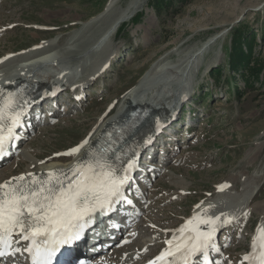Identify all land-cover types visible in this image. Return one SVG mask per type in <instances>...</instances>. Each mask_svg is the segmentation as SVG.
Instances as JSON below:
<instances>
[{"label": "rangeland", "instance_id": "obj_1", "mask_svg": "<svg viewBox=\"0 0 264 264\" xmlns=\"http://www.w3.org/2000/svg\"><path fill=\"white\" fill-rule=\"evenodd\" d=\"M129 1L119 0L114 10L125 8ZM109 2L0 0V61L13 60L3 62L0 75L22 64V55H39L53 43L62 46L55 50L61 53L81 34L85 23L106 12ZM159 5L158 0H149L143 11L120 27L115 40L97 46L99 50L96 47L78 64L71 61L67 74L74 75L72 84L82 78L85 69L99 63L105 66L103 74L84 87L82 91L87 95L81 104L73 105V99L65 96L73 85H64V91L58 94L61 104L57 118L50 122L41 117L24 142L39 154L38 159L55 157L79 146L105 114L117 113L124 98H134L132 92L141 79H149L164 63H173L201 44L217 39L197 57L202 61L199 65L197 58L193 59L188 84L191 95L182 100L177 97L176 114L169 116L147 148L153 157H140L139 161L148 159L161 169L137 183V196L142 202L136 226L140 232L129 246L178 226L201 203H219L216 208L222 209L225 196L218 193V185L229 183L235 198L246 193V185L254 181L260 192L246 208L262 205L261 209L233 226L221 228L219 233V244L225 246L220 256H225L226 261L220 259L216 264H241L242 254L249 250L250 241L264 222V0H172L158 11ZM238 29H246L248 37L236 41ZM243 52L246 63L230 71V61ZM163 84L176 86L155 89V96L170 95L167 91L174 93L186 85L170 80ZM68 105L74 107L72 112L63 113L61 109ZM47 110L48 106L41 113ZM26 145L22 149L26 150ZM140 168L151 170L142 163ZM22 169L24 165L14 171ZM227 208L233 210L231 206ZM125 235L123 231L120 239ZM158 242L163 244V240ZM156 250L153 247L147 256Z\"/></svg>", "mask_w": 264, "mask_h": 264}, {"label": "bare ground", "instance_id": "obj_2", "mask_svg": "<svg viewBox=\"0 0 264 264\" xmlns=\"http://www.w3.org/2000/svg\"><path fill=\"white\" fill-rule=\"evenodd\" d=\"M118 1L119 0H110L106 8V12L85 23L86 25H84V28H82L81 34L79 36H76L74 40L72 39V42L65 45V47L60 50L61 53H55L57 52L55 50H57V47L59 46L56 43H53L47 46L48 48H44L39 51V55H36L34 53L27 55L25 54V56L22 55L21 59H24L22 64L17 66L15 65V67H12L11 70L5 72L4 75H0V92H2L4 96H7L16 87L27 84V89L25 90L27 96L23 101L27 102V106L24 108V112L27 109L28 105L32 106L33 102L40 97L38 95L39 92L55 91V93H57L66 84L73 86L77 84V87L73 88L67 96L69 98H76L78 95L77 100L81 101V97L85 95V93H83L82 91L84 87H86V85H90L91 83H95L98 77L103 74V68L105 66L103 67V65H101L102 63H99L98 65L93 66V68L90 70L85 69L84 73L80 76V78H82L77 83L72 84L71 82H74L75 77L73 74H67V69L70 68L68 65H73L71 61H76L77 64L80 63L85 58V56L87 54L90 55L89 53L93 52L97 46L103 47L107 44L108 41L115 40V36L120 27L123 24L131 21L139 12L143 11L146 8L149 0H130L125 8H122L119 11H115L114 9ZM216 41L217 39L212 38L210 41L196 47L185 57L182 56L173 63H164L162 67H159V69L155 71V75H151L149 79L148 77H145L143 80L141 79L138 86L132 92V96L134 98H124L122 107L117 113L111 115V112H108L100 120V123H98L97 121L95 124L96 128L94 131H92V135L89 138L84 139V141L79 144V146H84L80 149V152L77 155L65 156L59 154L51 158H44L43 156L42 158L40 156V159H38L39 154L34 153L32 147L30 145H26L27 142L25 144H21V141H19L18 147L23 148L22 146L24 145L25 147L26 145L27 149L16 150L15 156L14 154H12V156L10 157V159L13 160H9L10 162H7L11 166H8L9 164L6 163L4 167L2 166V168H0V184H4L16 177H28L29 174H33L39 177L50 172H68L73 168L74 165H77L81 161H84L90 152L94 151V149L100 146L103 134L108 133L111 130H115L119 125L124 124L128 120L127 116L129 112L136 110L138 107L142 109L148 108V115L143 119L142 123L137 128H135L128 137H126L124 141V148L128 156H131L130 159L141 153H145V155L148 156L149 153L146 152V150H143V146L146 142L156 137V129L159 126L162 127L165 123H167L169 116H174L176 114L178 102L177 97L180 96V100H182L191 95V85L188 84L192 77V73H190V67L192 65L191 63L193 59H196L204 52L206 53L208 48L212 46ZM102 47H100V49H103ZM47 49H51L53 52H47ZM97 50H99L98 47ZM106 56L104 58H106ZM11 61L13 60H9V58L0 61V74H2L1 68L4 64L3 62ZM197 61L198 65L202 62L199 58H197L196 62ZM217 62L218 60L214 61V63ZM59 63L64 64L59 65ZM211 65L212 63L208 64L207 68H210ZM55 68H57L56 71H54ZM61 71H65V75L57 78L56 75L58 76ZM169 80L174 82L181 81L186 85H181V87L174 93L171 91H167V93H172L170 95L166 94L163 97L159 95L155 96L153 92L155 89H161L165 86H167V88L172 86V88L174 89L176 85L163 84V82ZM30 89L31 91H29ZM33 89L34 91H32ZM74 102L78 103L79 101ZM43 105L46 106L47 104L44 103ZM181 105L179 107H181ZM51 107H53L52 104ZM48 110L52 109L48 107ZM71 110L72 108L69 111L68 109H65L64 111L71 112ZM156 113L165 116V118L167 119L158 117V115L156 117ZM54 116L51 117V121L54 120ZM28 130L29 129L27 128L26 133H31ZM27 138H30V134L27 136ZM85 141H87L86 144ZM79 146H76L72 149H75ZM72 149H70L69 151H71ZM149 152L151 153V150H149ZM5 159L7 158H4L2 161H4ZM130 162L131 161L126 160V162L123 165L118 166V168H125V165ZM143 163L149 166L150 164H152L146 161ZM20 165H24V169L19 170V172L14 171V168L19 167ZM152 167H157L159 170L161 169V166L159 165H153ZM15 172L16 174H14ZM117 175H121V173L118 171ZM253 182L246 185V188H248L245 191L246 193H242V195L235 198L234 194L232 192L230 193L231 186L229 183L218 185V193H221L222 196H225V198L223 199L224 207L222 209H217L216 207L220 205L219 203L217 206H215V204L211 205L210 203H202L199 207L194 209L190 216L185 217L178 226L185 225L187 223L186 220H192L197 215L201 216L202 219H215L216 217H220L219 225L217 226V228L225 226L224 220L226 217L231 220V223L226 225H233L239 220H244L249 213L260 210V206H262L258 205L254 208H246L248 203H250V201L260 192L258 184L254 185ZM120 205L123 207V210L124 205L122 203H120ZM228 206L233 207V210H228ZM117 210L118 211H116V213L114 214H108L106 216L102 215L99 218H95L92 225H90L87 235L84 237L86 238L85 241L83 243L75 244L74 252H76L79 256H85L86 258L89 257L95 261L105 259V261H100L99 264H106L108 262H111V264H152V262L157 260L161 253L166 250L165 246H160L148 257H146V253L149 252L153 246L159 245V239L164 237H167L166 239H168L172 233V230H167L165 232L160 231V234L153 235L152 238L150 237V239L142 240L139 245L136 243L128 248H114L113 250V246H109V244L112 243V240L104 237L103 233L109 236H118V234L121 233L123 227L126 225L125 216H116L120 214V210ZM205 210H207L206 214ZM230 211L233 212V214H231ZM261 216H263L262 220H264V207L262 208ZM263 225L264 222L260 226ZM207 227L208 226L204 224L200 225L201 230H206ZM138 232L139 231H137V227H135L134 230L131 229L128 236L124 238L122 246L135 241V239L137 238L135 234ZM254 238L255 237L252 238L251 243L253 242ZM166 239H164V241ZM96 247H100L99 252H96ZM197 264H203L201 258L198 260Z\"/></svg>", "mask_w": 264, "mask_h": 264}, {"label": "snow or ice", "instance_id": "obj_3", "mask_svg": "<svg viewBox=\"0 0 264 264\" xmlns=\"http://www.w3.org/2000/svg\"><path fill=\"white\" fill-rule=\"evenodd\" d=\"M26 106L15 94L5 97L0 92V156L14 145ZM83 146L62 155L75 156ZM111 151V147L92 151L68 172L29 174L0 184V258L19 252L27 253L31 264H57V258L80 239L96 213L105 215L124 201L123 189L134 163L118 168L122 157L116 155L114 163L109 159ZM219 221L220 217L195 216L179 229L178 236L166 241L168 248L152 264H197V257L208 264V252L219 251L215 244ZM229 223L226 217L224 224ZM201 224L207 229L202 231ZM13 237L20 238L15 243L27 242V247L14 248ZM242 264H264V228L258 229Z\"/></svg>", "mask_w": 264, "mask_h": 264}, {"label": "trees", "instance_id": "obj_4", "mask_svg": "<svg viewBox=\"0 0 264 264\" xmlns=\"http://www.w3.org/2000/svg\"><path fill=\"white\" fill-rule=\"evenodd\" d=\"M159 1V3H160V5H159V7H157L156 9H158V8H160V6H164L165 4H167V3H171L172 4V0H158ZM158 11H159V9H158ZM238 33L234 36V39L236 40V41H239V40H241V39H244L245 37H248V32L246 31V29H244V31H240L239 29H238V31H237ZM246 63V57H245V53L243 52L240 56H238L237 57V59H235V60H231L230 61V64H229V69H230V71H231V69H232V71L233 70H237V68L239 67V66H242L243 64H245Z\"/></svg>", "mask_w": 264, "mask_h": 264}]
</instances>
